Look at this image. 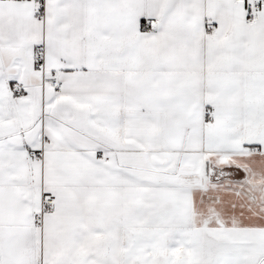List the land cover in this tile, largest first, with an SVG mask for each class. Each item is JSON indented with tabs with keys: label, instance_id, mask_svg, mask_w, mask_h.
Instances as JSON below:
<instances>
[{
	"label": "snow or ice",
	"instance_id": "6c2138e0",
	"mask_svg": "<svg viewBox=\"0 0 264 264\" xmlns=\"http://www.w3.org/2000/svg\"><path fill=\"white\" fill-rule=\"evenodd\" d=\"M0 264H264V0H0Z\"/></svg>",
	"mask_w": 264,
	"mask_h": 264
}]
</instances>
